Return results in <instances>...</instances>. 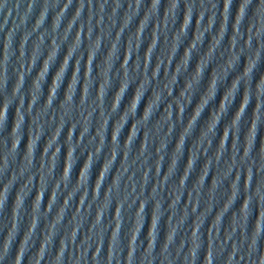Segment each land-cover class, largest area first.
Masks as SVG:
<instances>
[{"label":"water","instance_id":"95a60500","mask_svg":"<svg viewBox=\"0 0 264 264\" xmlns=\"http://www.w3.org/2000/svg\"><path fill=\"white\" fill-rule=\"evenodd\" d=\"M0 264H264V0H0Z\"/></svg>","mask_w":264,"mask_h":264}]
</instances>
